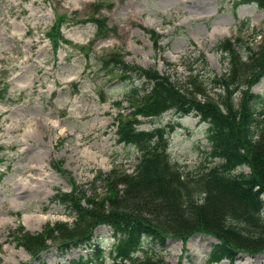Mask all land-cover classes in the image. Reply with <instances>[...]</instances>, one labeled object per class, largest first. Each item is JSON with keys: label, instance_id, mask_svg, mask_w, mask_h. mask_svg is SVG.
<instances>
[{"label": "rangeland", "instance_id": "1", "mask_svg": "<svg viewBox=\"0 0 264 264\" xmlns=\"http://www.w3.org/2000/svg\"><path fill=\"white\" fill-rule=\"evenodd\" d=\"M94 2H100L98 10ZM95 13L105 18L100 36L96 24L85 22ZM56 15L64 21L53 51L45 33ZM263 19L255 3L234 8L232 0H0V89L6 87L0 99V264L30 260L12 237L16 228L38 233L58 221L72 222L64 206L53 200L56 191L70 190L67 178L86 186L100 171L135 170L139 151L117 141L114 118L129 111L125 94L139 88L141 80L134 73L123 77L119 70L107 72L101 57L115 53L136 68H154L179 80H187L189 70L209 78L229 68L219 41L238 38L240 53L247 45L256 51L260 39H252L240 25L247 21L250 29L261 27ZM201 54L208 69L202 68ZM251 91L261 97L257 110H263L264 77ZM138 120L140 129L168 127L166 151L179 171L217 163L207 164L208 125L193 113L170 110ZM249 170L241 166L237 172ZM260 215L264 217V206ZM93 234L91 243L108 252L114 242L111 229L100 225ZM214 243L198 234L187 241L168 238L156 248L169 264H206ZM90 252L51 249L30 264H96L86 263ZM232 264H264V251L239 253Z\"/></svg>", "mask_w": 264, "mask_h": 264}, {"label": "trees", "instance_id": "2", "mask_svg": "<svg viewBox=\"0 0 264 264\" xmlns=\"http://www.w3.org/2000/svg\"><path fill=\"white\" fill-rule=\"evenodd\" d=\"M247 3H255L264 14V0H232L234 8ZM98 5L94 3L96 10ZM88 19L98 30L105 20L97 13ZM60 21L61 18L57 23ZM240 27L242 31L249 30L252 39L259 38L260 45L256 51L247 45L240 53L238 38L219 41L217 47L228 60L229 68L209 78L189 70L187 80H179L154 68H136L115 53L101 57L107 72L119 70L123 77L134 73L141 80L139 88L133 87L125 94L124 100L131 109L128 106L127 113L115 117L117 141L139 151L135 170L131 174L100 171L86 186L67 178L70 191H56L53 200L64 206L73 217L72 222L58 221L38 233L18 227L12 234L16 244L32 258L51 247L61 252L91 247L94 230L105 225L118 239L111 252V264H169L158 251L165 240L187 241L198 234L215 240L206 264H219L222 260L232 264L239 253H262L264 109L257 110L261 97L251 87L264 77V19L261 27L250 29L247 21ZM146 30L152 35V30ZM48 35L56 45L55 27ZM200 60L202 68L208 69L204 55H200ZM5 92L4 85L0 99ZM170 110L178 115L193 113L208 125L207 164L217 160L215 165L181 172L169 162L165 146L168 127H138L139 116L153 118ZM241 166H248L249 173L237 172ZM100 188H104V193H99ZM140 247L157 258L146 257ZM92 249L89 260L102 252L98 243Z\"/></svg>", "mask_w": 264, "mask_h": 264}]
</instances>
